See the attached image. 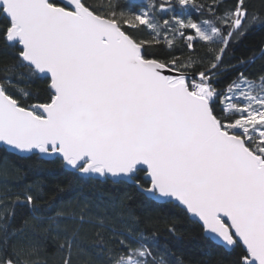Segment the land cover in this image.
I'll return each mask as SVG.
<instances>
[{"label": "snow or ice", "instance_id": "1", "mask_svg": "<svg viewBox=\"0 0 264 264\" xmlns=\"http://www.w3.org/2000/svg\"><path fill=\"white\" fill-rule=\"evenodd\" d=\"M255 28L247 0H0V151L76 185L54 213L39 184L0 196V264H50L37 232L59 264H193L130 202L178 209L228 264H264V47L235 56Z\"/></svg>", "mask_w": 264, "mask_h": 264}, {"label": "trees", "instance_id": "2", "mask_svg": "<svg viewBox=\"0 0 264 264\" xmlns=\"http://www.w3.org/2000/svg\"><path fill=\"white\" fill-rule=\"evenodd\" d=\"M97 4H106V0H94ZM162 2V0H158ZM250 11L264 12V0H247ZM128 2L120 0V4L124 5ZM135 10V9H134ZM264 47V28H255L249 31L235 46V56H250L254 51H258ZM9 61L0 53V66ZM264 66V61H257L251 69V74H255ZM46 87L43 83H35L32 86L33 91H40ZM39 184L46 193L44 199L47 203H42L41 207L54 213L55 208L61 206L63 201L65 209L70 210L75 207V203L69 205V201L76 195L74 178L67 175L58 165H50L33 159H20L15 155H11L0 151V196L5 194L19 192L28 185ZM60 189H63L61 191ZM101 189H93L91 187L83 188V192L99 191ZM10 203L11 201H7ZM132 203L133 210L140 216L141 227L145 230H159V238L162 242L171 240L178 252L183 255L185 260L192 261L193 264H228L233 258L227 253L213 252L206 247L202 234L196 225L188 223L184 220L178 209L172 206H160L145 209L139 203ZM54 206V207H50ZM176 218V227L182 234L177 240L172 237L166 229L165 221ZM17 224L21 221L17 219ZM35 238L43 245L42 251L48 254L50 264H59V255L56 253V242L51 238H45L40 232L35 234ZM85 246H91V238L85 241ZM211 252L209 255L208 253Z\"/></svg>", "mask_w": 264, "mask_h": 264}, {"label": "water", "instance_id": "3", "mask_svg": "<svg viewBox=\"0 0 264 264\" xmlns=\"http://www.w3.org/2000/svg\"><path fill=\"white\" fill-rule=\"evenodd\" d=\"M125 1H127V2H128V0H125ZM133 2H134V3H139V2H140V0H133Z\"/></svg>", "mask_w": 264, "mask_h": 264}, {"label": "rangeland", "instance_id": "4", "mask_svg": "<svg viewBox=\"0 0 264 264\" xmlns=\"http://www.w3.org/2000/svg\"><path fill=\"white\" fill-rule=\"evenodd\" d=\"M107 1V0H106Z\"/></svg>", "mask_w": 264, "mask_h": 264}]
</instances>
